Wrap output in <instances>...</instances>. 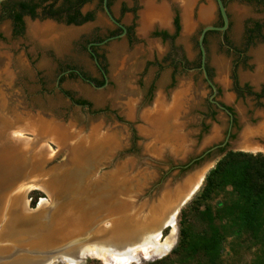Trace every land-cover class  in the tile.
<instances>
[{
  "label": "rangeland",
  "instance_id": "1",
  "mask_svg": "<svg viewBox=\"0 0 264 264\" xmlns=\"http://www.w3.org/2000/svg\"><path fill=\"white\" fill-rule=\"evenodd\" d=\"M7 1L0 3L1 167L3 164L7 165V159L3 158H7V154L11 155L12 147L16 145L14 142L18 137L13 136L14 132L22 131L21 138L23 139L32 137L31 133H25L22 129V127H27L26 124L29 122L44 120L50 125L61 126L65 137L70 136L71 132L83 137L91 134L95 129L101 136L113 133L123 141L129 140L133 139L134 134L137 135V126H143L138 117L143 109L152 106L158 90L162 89L168 97H171V93L179 90L183 84L187 87V91L183 99L185 109L180 116L184 122V132L190 137L187 149L189 152L191 149L194 152L198 151L205 141L215 134L216 130H218V138L212 140L213 142L208 147L220 144L226 138L230 117L211 102V97L232 108L236 118L233 125V131H235L231 136L234 139L243 128L245 129V125L253 124L256 127L264 122V71H262L264 67L258 74L260 59L255 53L258 50H264V39L257 38L249 46L245 62L239 61V55L235 52L236 48L240 50L245 48L247 30L252 25V20L261 21L264 35L263 5L255 9L247 6L244 0H225L231 22L227 38L233 49L223 43L222 34L218 31L208 33L205 43L210 78L218 88V92L213 95V90L206 81L204 73L198 68L201 62L198 41L205 25H217L219 21L216 0H197L194 3L191 15L193 27L186 36L183 34L181 13L171 0L157 1L158 3L162 1L171 3L170 23L173 24V18L177 16L179 30L176 32L171 24L161 25V27L154 28L148 36H141L138 30L140 13L144 8L141 0H112L111 10L114 16L130 26L132 34L130 38L124 36L110 40L97 48L100 61L106 68V77L109 79L103 88H96L86 80L102 81L105 77L88 51L89 42L95 37L105 38L111 30L116 28L103 7L99 5L98 0L82 6V12L84 14L91 12L93 18L80 25L41 17L30 19L29 15H25L23 29L19 33L15 32L12 20L3 14ZM15 1L18 0L8 2L12 5ZM34 1L40 2V0ZM62 1L59 0L57 6ZM202 6L211 8V16L205 21L199 19L198 12ZM37 13L39 16L42 15V7L37 9ZM44 23L55 25L57 31L50 33L53 39L48 44L28 32L29 24ZM68 30H72L73 33ZM162 31H167L174 37L163 40V36L154 34ZM43 36L47 40L50 37L47 33ZM175 62H177L176 66ZM68 66L78 68L81 75L77 73L71 76L68 72H63ZM234 72H236L240 85L244 87L248 84L254 94L238 95L236 93L232 78ZM83 74H85L84 78ZM63 91H70L76 98L87 100L91 103V108L74 104ZM132 106L135 114L130 116L127 113L129 107ZM126 115L132 118L128 119ZM140 140L141 138H138L136 142ZM137 143L129 145L128 148L140 153L141 149L138 148ZM151 143V141L147 143L150 148H152ZM49 150L51 152L57 150V145L53 143V140H49ZM194 152L190 153L184 162L174 161L169 155L157 157L159 161L151 166L150 171L158 172L160 174L158 182L163 180V184L172 177L179 182L183 177L185 178L192 167L189 170L182 169L175 175L177 171L173 170L172 166L187 164L202 151L198 154ZM242 152L264 155V150ZM59 163L58 159H53L48 162L46 169H55ZM205 180L193 198L178 213V235L174 247L162 257L142 259L132 264H207L202 255L185 256L173 253L179 241L181 224L194 233L201 232L207 228V223L201 215L202 210L208 205L216 208L231 202L233 194L230 187L222 192L212 193L210 191L209 198L203 197ZM36 197L38 202L41 199L49 200L45 191L32 189L27 194L32 207V200ZM164 232L167 234L168 229L166 228ZM223 242L222 256L217 264H254L258 243L250 233L231 231ZM54 264L66 263L56 261ZM80 264L112 263H105L96 257H87Z\"/></svg>",
  "mask_w": 264,
  "mask_h": 264
},
{
  "label": "water",
  "instance_id": "2",
  "mask_svg": "<svg viewBox=\"0 0 264 264\" xmlns=\"http://www.w3.org/2000/svg\"><path fill=\"white\" fill-rule=\"evenodd\" d=\"M3 1L6 0H0V3ZM216 3L223 17V25L207 24L199 36L201 68L214 90V95L217 92V85L207 71V50L204 41L209 31H221L224 34L230 24L224 0H216ZM173 5L181 13L180 6L175 2ZM103 8L109 18L125 32L110 37L101 44L123 37L126 33V27L113 15L109 0H103ZM180 17L182 18L181 14ZM29 18L32 19L31 16ZM171 25L174 29V25ZM156 27L161 25L158 23L153 25L149 35ZM96 62L98 63L97 59ZM86 80L96 88L105 87L109 81L106 77L105 84L99 86L90 79ZM218 106L228 112L233 120L229 109L220 103ZM126 117L132 118L128 115ZM138 118L144 126L143 118L141 116ZM143 126H137L138 136L134 134L133 139L129 140L123 141L113 133L101 136L94 131L83 137L78 134L62 136L59 143H56V138H52L50 134L22 127L25 133L32 134L29 139L20 138L15 142L18 149L24 152V161L16 163L12 169V178L7 179V173L4 179H0V264L15 261H20L21 264H47L49 260L61 261L68 256L77 257L87 246L99 243L112 247L120 245L123 249L128 246L136 247L140 231L127 228L134 224L132 222L135 219H133L135 212L159 197L168 182L173 184L177 182L173 177L164 184L163 180L158 182L160 174L150 171L151 166L159 161L157 157L169 155L174 161L184 162L189 154L194 152L191 149L184 156L171 151L157 152L155 148L148 147L147 143L152 142V139L141 131ZM134 131L136 132L135 129ZM234 131L231 123L222 143L208 147L214 140L205 141L194 153L202 152L187 164L172 166L173 170L177 171L175 175L180 170H189L191 167L187 175H193L208 167L205 180L209 171L229 151H247L237 144L242 130L235 139L231 137ZM138 138L141 140L137 143ZM49 140H53L57 145L55 152L49 150ZM254 140L264 148V138L256 137ZM136 143L141 149L140 153L128 148L129 145ZM40 147H46L48 151L41 165V170L47 173L41 176L32 173L28 167L32 154ZM53 159H58L59 165L55 169L47 170L46 165ZM27 164L29 165L26 166ZM32 189L45 191L49 200L41 199L32 207L27 198L28 192ZM196 192L193 190L190 194L194 195ZM182 204L185 206L187 200ZM183 206L179 208L180 211ZM77 260L80 263L83 261L81 257H77Z\"/></svg>",
  "mask_w": 264,
  "mask_h": 264
},
{
  "label": "bare ground",
  "instance_id": "3",
  "mask_svg": "<svg viewBox=\"0 0 264 264\" xmlns=\"http://www.w3.org/2000/svg\"><path fill=\"white\" fill-rule=\"evenodd\" d=\"M171 2L177 3L181 8L184 29L183 34L186 36L193 27L191 15L194 3H196L197 0H171ZM141 3L144 7L140 13V26L138 28L141 36H148L153 25L157 23L162 26H169L171 24L170 2L162 1L158 3L157 0H141ZM198 14L199 19L204 21L208 20L211 16V8L202 6L200 7ZM54 26L55 25L49 23L41 25L29 24L28 32L35 38L42 39L45 44H48V42H51L53 39L51 34L57 32ZM68 31H70V33L72 32V30ZM46 33L50 35L48 40L46 37L43 38V35ZM255 53H257L260 59L257 71V73L260 74V70L264 67V50H258ZM180 87L179 90H175L171 93V97H168L162 89L158 90L153 105L143 109L140 114L145 122L141 131L151 137L153 142L151 143V146L152 148L157 147L155 150L159 153L171 151L180 156L189 153L187 149L190 137L188 133L186 134L184 132V122L181 120L180 116L181 112L185 109L183 99L185 98L187 87L185 84ZM127 114L130 116L135 114L133 106L129 107ZM12 122L14 123V121ZM32 122L33 123L29 122L26 124V128L29 127L33 130H39L44 134H50L52 138H56V143H59L61 137L65 136L64 129L61 130V126L57 127L53 124L50 125L44 120ZM94 131L96 130L93 129L92 132L94 133ZM11 134H13V132ZM14 135L15 137H18V140L22 136V131H16L13 136ZM72 135L77 136V134L71 132L70 136ZM240 135V140L237 144L241 149L251 152L264 150L261 145L254 142L256 136L264 138V122L256 127H254V125H245V129L243 128ZM217 136L218 130H216L215 134L206 141L211 142L212 140L217 139ZM18 148L19 147L15 145L12 147L11 155L7 154V158H3L7 159L6 161L8 162L7 165L3 164V167L0 166V179H4L7 173V179L12 178V169L15 167L16 163H22L24 161V152ZM47 152L46 147H40L34 152V154H32L30 165H26H29L28 167L30 171L35 175L41 176L47 173L41 170V165L46 159ZM207 168L202 172H196L193 175L189 174L175 184L168 182L159 197L155 198L151 204H148L146 207H142L135 212V216H133V219H135L132 222L134 224L127 228H134L135 230L140 231L139 243L136 247L128 246L123 249L120 245L112 247L104 243L92 244L81 250L77 257H81L82 260L87 257H96L105 263L112 264H132L138 263L142 259L150 260L167 254L174 247L177 240V217L180 211L179 208L184 205L182 202L187 200L188 203V201H190V199L196 194H190L191 191L199 190L208 170ZM166 228L168 229V233L164 235L163 232ZM77 257L68 256L61 261L66 264H80ZM19 262L20 261H15L13 263L3 264H21V262ZM55 262L56 261L54 260H49L47 264H54Z\"/></svg>",
  "mask_w": 264,
  "mask_h": 264
},
{
  "label": "trees",
  "instance_id": "4",
  "mask_svg": "<svg viewBox=\"0 0 264 264\" xmlns=\"http://www.w3.org/2000/svg\"><path fill=\"white\" fill-rule=\"evenodd\" d=\"M58 1L40 0V2H36L34 0H25L16 5H11L7 1L3 14L5 17L14 21L15 32L17 33L23 29L24 15H30L32 18H50L57 21H64L67 24L77 25L93 18L91 12L85 15L82 14L81 8L86 3L94 0H63L57 6ZM244 1L248 3H264V0ZM110 4L111 0H109ZM99 5L101 7L103 6V0H99ZM39 7H42L41 16L37 13ZM175 25L177 32L180 28L179 18L177 16ZM210 32L213 31H209L208 33ZM154 34L161 35L165 39L174 37L167 31L156 32ZM257 38L264 39L261 23H257L254 28H248L245 48L243 50L235 49V52L239 55V61L245 62L247 60V49ZM204 42L206 43V39ZM225 44L233 49L226 36ZM176 64L177 62L174 63L175 66ZM72 69V66H68L63 72H68L71 76L77 75ZM209 76H211L210 72ZM232 78L234 80V90L238 95H243L244 93L254 94L248 84L244 87L240 85L236 72L233 73ZM91 80L97 85L105 84V77L102 81L97 79ZM63 93L74 104L91 108V103L87 100L76 98L70 91H63ZM229 187L233 194L230 203L222 204L216 208L208 205L202 210V218L207 223L205 230L194 233L184 224L180 225L179 241L173 249V253L183 254L185 256L202 255L206 259L207 264H217L222 256L223 241L226 235L230 234L231 231L238 230L248 232L256 239L258 249L254 264H264V155L230 151L207 174L202 196L209 198L210 191L212 193L216 191L222 192ZM37 202V197L32 200L33 207L36 206ZM164 235H166L165 232Z\"/></svg>",
  "mask_w": 264,
  "mask_h": 264
},
{
  "label": "flooded vegetation",
  "instance_id": "5",
  "mask_svg": "<svg viewBox=\"0 0 264 264\" xmlns=\"http://www.w3.org/2000/svg\"><path fill=\"white\" fill-rule=\"evenodd\" d=\"M9 1V0H8ZM11 1V0H10ZM22 1H25V0H18V1H15V2H13L14 4L13 5H16V4H18V3H20V2H22ZM27 1V0H26ZM99 1V0H98ZM112 1V0H111ZM224 2H225V5H226V8H227V3H226V1L224 0ZM246 4H247V6H251L252 8H258V6L259 5H263L264 6V3L262 4V3H248V2H246ZM110 6V8H111V4L109 5ZM103 7V6H102ZM103 10H104V8H103ZM218 10H219V8H218ZM81 12H82V10H81ZM89 13V12H88ZM106 13V12H105ZM82 14H84L83 12H82ZM229 14V13H228ZM85 15V14H84ZM114 15V14H113ZM25 16V15H24ZM24 16H23V21H24ZM30 16V15H29ZM108 16V15H107ZM219 21L217 22V26H222L221 25V23H224V21H223V17H222V15H221V12H220V10H219ZM109 17V16H108ZM229 18H230V15H229ZM110 19V18H109ZM117 19V18H116ZM175 19H176V17L175 18H173V25H174V28L176 29V25H175ZM12 20V19H11ZM111 20V19H110ZM118 20V22L119 23H121L123 26H125L126 27V33H125V35L124 36H126V37H131V34H132V28L130 27V26H128V25H126V24H124V23H122L119 19H117ZM111 22L115 25V29L114 30H111L109 33H108V35L105 37V38H103V37H95V38H93L90 42H89V45H88V51H89V53H90V55H91V57L93 58V60H94V62H95V64H96V66H97V68H99V70L102 72V74H104V76H105V82H106V68H105V66L101 63V61H100V54L97 52V48H99V47H101L102 45H104V44H101V42H103L104 40H106V39H108V38H110V37H114V36H117V35H120V34H123L125 31H124V29L120 26V25H118L117 23H115V22H113L112 20H111ZM12 23L14 24V21L12 20ZM231 23V22H230ZM251 23H252V25H250V27L249 28H254L255 26H256V24L257 23H261V21H259V20H252L251 21ZM74 25H77V24H74ZM78 25H80V24H78ZM229 28H230V24H229ZM228 28V29H229ZM228 29L226 30V32L223 34L221 31H218V32H221V34H222V38H223V43L225 44V36L227 37V31H228ZM123 36V37H124ZM207 36V35H206ZM119 38H121V37H119ZM115 39H118V38H115ZM163 40H164V37L162 38ZM205 39H206V37H205ZM112 40H114V39H112ZM109 42V41H108ZM107 43V42H106ZM105 43V44H106ZM198 44H199V41H198ZM228 46V45H227ZM200 47V46H199ZM96 59H97V61H98V63L96 62ZM201 64H202V55H201V62H200V66L198 67L202 72H203V70H202V68H201ZM206 66H208V64H206ZM209 68V67H208ZM207 68V71H208V74H209V72H210V68L208 69ZM72 70H74L76 73H79L80 74V71H79V69L78 68H75V67H73V69ZM211 74V73H210ZM209 77H211V76H209ZM206 79V78H205ZM91 80V79H90ZM207 81V80H206ZM94 82V81H93ZM95 83V82H94ZM233 83H234V80H233ZM96 84V83H95ZM211 87V86H210ZM212 88V87H211ZM212 90H213V88H212ZM217 92H218V88H217ZM216 92V93H217ZM215 93V94H216ZM213 95H214V90H213ZM212 95V96H213ZM255 95H258V94H255ZM210 100H211V102H213L214 104H216L217 106H218V103H220V104H222V105H224L227 109H229L231 112H232V115H233V120L231 119V115L228 113V112H226L224 109H222V110H224L228 115H229V117H230V124L232 123L233 125L235 124V122H236V118H235V114H234V112H233V110H232V108L231 107H229V106H227L226 104H224V103H222V102H217V101H215L212 97L210 98ZM219 107V106H218ZM220 108V107H219ZM229 130V129H228ZM256 137H258V138H260V136H256ZM254 142H256V141H254ZM259 144V143H258ZM260 145V144H259Z\"/></svg>",
  "mask_w": 264,
  "mask_h": 264
}]
</instances>
